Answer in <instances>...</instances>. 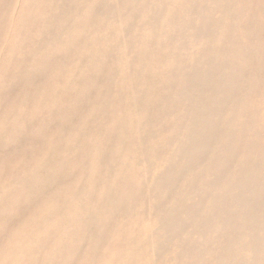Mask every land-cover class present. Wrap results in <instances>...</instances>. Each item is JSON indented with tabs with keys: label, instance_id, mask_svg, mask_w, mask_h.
Instances as JSON below:
<instances>
[{
	"label": "bare ground",
	"instance_id": "obj_1",
	"mask_svg": "<svg viewBox=\"0 0 264 264\" xmlns=\"http://www.w3.org/2000/svg\"><path fill=\"white\" fill-rule=\"evenodd\" d=\"M7 29L0 154L51 137L5 178L48 199L34 264H264V0H0Z\"/></svg>",
	"mask_w": 264,
	"mask_h": 264
},
{
	"label": "rangeland",
	"instance_id": "obj_2",
	"mask_svg": "<svg viewBox=\"0 0 264 264\" xmlns=\"http://www.w3.org/2000/svg\"><path fill=\"white\" fill-rule=\"evenodd\" d=\"M9 29H7L6 34L4 35V38L0 41V63L5 62V60H8V57L10 55V45L11 42L13 44L14 42V35H11L8 33ZM3 32V33H5ZM10 32V31H9ZM10 68V67H9ZM12 70H8V72L4 73V70H0V90L1 86L3 85V80H8L9 75H13ZM71 97L67 96H61L58 98L59 101H64V105L70 104ZM1 100V96H0ZM2 103L0 101V109L4 108L1 106ZM6 107L9 106H5ZM19 110H26L27 108H20ZM34 113H35V119L43 118L44 116H47V110L44 108H39L37 106L34 107ZM2 119H4L3 114L0 115V140L6 141L7 144H9L10 137L13 134L14 126H12L8 122H4ZM37 126L39 123L35 122ZM34 124V120H33ZM36 124L34 125V128L36 131H38ZM33 131L31 132L29 129V133L34 135H40V132H36L33 127H31ZM23 129V128H22ZM43 137H40L37 139L35 136L34 141L28 142L24 144L21 147H18V149L13 150L8 155L0 154V192L3 191V196L0 199V217L4 218L7 216L17 215L19 217L18 223L15 224L13 229H18L19 234L21 238H24L23 242H20L19 240H16V242L11 243V246H13V251H17L15 256L13 257H5L7 254L6 252L1 254L0 253V264H34V245H37V243H34V228H31L32 225V219H34V215L38 216V210L40 209L41 205L45 202H47L46 199H39V201L35 200V194H34V181L32 180L29 183H25L22 186L19 184L17 185H8L5 180L8 170L11 167H17L20 163L23 162V160L26 158V153L29 149V152L27 153L28 157L30 158L31 163L34 161V155L35 156H41L47 148H45V143L47 141H50V135L47 133L42 132ZM41 135V136H42ZM39 140V141H38ZM44 175V173H42ZM30 185L32 189H30ZM52 221L49 223L50 227L55 228V225H53ZM10 226L6 224L5 222H0V233L9 231ZM42 232V229L39 230L38 234ZM7 233V232H6ZM15 247V248H14ZM5 249L10 250L9 246H6ZM16 249V250H15ZM5 257V258H4ZM6 259V260H4ZM10 259V260H8Z\"/></svg>",
	"mask_w": 264,
	"mask_h": 264
}]
</instances>
